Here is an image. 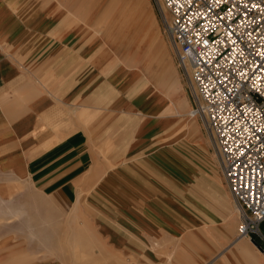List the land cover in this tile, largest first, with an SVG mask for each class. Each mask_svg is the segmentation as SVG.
I'll return each mask as SVG.
<instances>
[{"label":"crops","instance_id":"0c3cea01","mask_svg":"<svg viewBox=\"0 0 264 264\" xmlns=\"http://www.w3.org/2000/svg\"><path fill=\"white\" fill-rule=\"evenodd\" d=\"M78 5L0 0V264H264L260 242L237 238L212 143L154 25L138 15L152 37L134 65ZM23 188L42 206L8 237L5 202Z\"/></svg>","mask_w":264,"mask_h":264},{"label":"built area","instance_id":"2783aa9c","mask_svg":"<svg viewBox=\"0 0 264 264\" xmlns=\"http://www.w3.org/2000/svg\"><path fill=\"white\" fill-rule=\"evenodd\" d=\"M238 217L264 254V0H148Z\"/></svg>","mask_w":264,"mask_h":264},{"label":"rangeland","instance_id":"374dc122","mask_svg":"<svg viewBox=\"0 0 264 264\" xmlns=\"http://www.w3.org/2000/svg\"><path fill=\"white\" fill-rule=\"evenodd\" d=\"M78 3L79 5L75 7V11L78 12L79 10L80 13L83 12L86 17V24L91 26L94 31V35L97 38H101L100 43L103 44V42H105V38H108L109 40L105 42L106 45H108L107 43H110V46L116 48L118 53L125 52L126 61H129L134 65L139 63L141 58H144V61L146 60V64L149 62L147 61L149 57H147V54L149 53L148 49L151 46L150 42L152 37L150 30L148 29L149 26L142 29L143 31H140V29L138 30L139 27L137 25V20L139 18L138 15H145V19H147L148 24L154 25V28L157 31V37L163 40V45L165 46L168 55H166L165 58L166 72L168 73L169 70L173 71V73H175V75H177L179 79L181 78L182 82L185 83L184 77L181 75L177 67L174 51L167 35L164 32L161 21L156 13V9L148 0H78ZM125 10L130 12L125 14ZM131 12H133V15ZM141 36L144 38L142 39ZM129 58L131 60H129ZM186 89H188L187 85ZM23 189L25 190V193L23 192L24 190L21 191V193L25 196V198H14L13 201L11 198L7 199L5 202V223H7L5 226H8L5 229V234L8 237H10L13 233L12 222L14 218L18 219L21 216L22 220L26 221L24 225H27V221H29V214L27 212L28 206H42V202L39 201V198L37 199L27 188ZM20 206L22 207L21 210ZM24 206H26V208ZM16 207L19 208L17 209ZM13 209H16V214L13 212ZM80 218V220L87 221L84 213H82ZM77 220L79 219L75 218L73 221ZM75 237H77V233L70 232V238ZM23 248L27 249L29 247L24 246ZM57 249L58 253H60L61 248L57 247ZM63 249H67V247H63ZM70 252H72L76 257H84V254L82 255L81 248L71 246Z\"/></svg>","mask_w":264,"mask_h":264},{"label":"bare ground","instance_id":"6f19581e","mask_svg":"<svg viewBox=\"0 0 264 264\" xmlns=\"http://www.w3.org/2000/svg\"><path fill=\"white\" fill-rule=\"evenodd\" d=\"M125 12V14H126V11H124ZM161 73V72H160ZM162 74V73H161ZM154 78V77H153ZM156 79V78H155ZM159 80V79H158ZM47 240V239H46Z\"/></svg>","mask_w":264,"mask_h":264}]
</instances>
